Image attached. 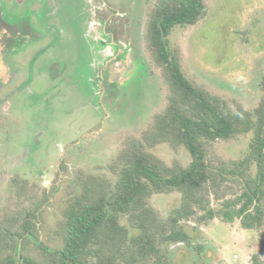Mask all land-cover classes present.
Wrapping results in <instances>:
<instances>
[{
	"label": "rangeland",
	"instance_id": "rangeland-1",
	"mask_svg": "<svg viewBox=\"0 0 264 264\" xmlns=\"http://www.w3.org/2000/svg\"><path fill=\"white\" fill-rule=\"evenodd\" d=\"M156 3L0 0L9 23L31 20L25 31L0 21V222L55 188L42 208L39 242L60 248L70 197L91 177L115 179L111 167L127 141L141 138L166 108L169 86L146 38ZM206 5L198 24L173 29L170 45L193 83L253 110L264 93V0ZM250 139L219 141L211 153L238 160ZM151 151L169 166L191 161L169 143ZM149 204L167 218L181 194L156 193ZM188 231L191 244L171 245L169 264H252L260 250L258 231L240 221L193 222ZM38 245L34 240L28 248L36 257Z\"/></svg>",
	"mask_w": 264,
	"mask_h": 264
},
{
	"label": "trees",
	"instance_id": "trees-1",
	"mask_svg": "<svg viewBox=\"0 0 264 264\" xmlns=\"http://www.w3.org/2000/svg\"><path fill=\"white\" fill-rule=\"evenodd\" d=\"M206 1L157 0L146 38L169 86L166 108L141 138L127 141L111 167L115 179L91 177L70 197L60 248L39 242L42 208L55 188L41 203L0 222V264H169L171 245L191 244L190 223L208 226L217 219L258 231L260 250L252 264H264V93L253 110L233 107L187 78L180 52L169 42L174 28L206 16ZM0 21L16 25L5 20L1 7ZM26 23L20 25L25 29ZM249 135L242 158L213 157L215 143ZM163 143L184 148L190 163L167 165L151 151ZM174 191L181 204L163 218L149 199ZM34 240L39 257L28 251Z\"/></svg>",
	"mask_w": 264,
	"mask_h": 264
},
{
	"label": "flooded vegetation",
	"instance_id": "flooded-vegetation-1",
	"mask_svg": "<svg viewBox=\"0 0 264 264\" xmlns=\"http://www.w3.org/2000/svg\"><path fill=\"white\" fill-rule=\"evenodd\" d=\"M25 20H27L26 28L30 27V21H31V20L28 19V18H26ZM20 23H21V22H17V23H15L16 25H15L14 27H17V26H18V27H20L21 30L25 31L24 28L22 27V25H20ZM10 24H11V23H10ZM11 25H14V24H11ZM26 28H25V29H26ZM123 56H124V55H122V57H123Z\"/></svg>",
	"mask_w": 264,
	"mask_h": 264
}]
</instances>
